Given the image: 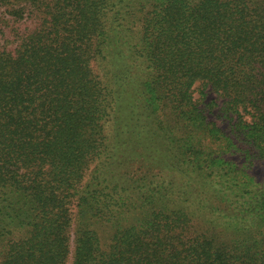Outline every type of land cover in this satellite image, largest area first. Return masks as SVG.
Returning <instances> with one entry per match:
<instances>
[{
	"label": "trees",
	"instance_id": "obj_1",
	"mask_svg": "<svg viewBox=\"0 0 264 264\" xmlns=\"http://www.w3.org/2000/svg\"><path fill=\"white\" fill-rule=\"evenodd\" d=\"M3 7L0 264H264V0Z\"/></svg>",
	"mask_w": 264,
	"mask_h": 264
},
{
	"label": "rangeland",
	"instance_id": "obj_2",
	"mask_svg": "<svg viewBox=\"0 0 264 264\" xmlns=\"http://www.w3.org/2000/svg\"><path fill=\"white\" fill-rule=\"evenodd\" d=\"M153 9L154 8H153L151 3H150V5L146 6V8L143 10V14L141 13L142 20H143L144 16L146 17V19L153 16V12H152ZM3 10H5L4 7L0 8V15H3V14H1V12ZM142 20H141V25H142ZM133 26L134 25L131 24L129 26V28L131 29ZM139 30H141V26H140ZM141 31H138V33L140 34ZM0 36H1V32H0ZM3 39L4 38L0 37V43L4 42ZM92 68L94 70V73L99 77L101 67H100V62L98 60L92 61ZM206 92H207V94L204 96L199 91H196L195 96L198 97L199 100L201 101V104H200L201 106L205 105L204 107H206V109H207L208 118L215 121L218 124V126H220L226 133H228V134L232 133L233 134L235 132V128H237L236 125H233L235 115L231 114V113L220 111V105L224 99L222 97H219L216 92L211 91L209 89H206ZM236 141H238V140L236 139ZM238 144L242 148L247 146L245 143H242L240 141ZM233 151H234V153L236 152L237 154L233 155L232 157L235 158V157L240 156L239 159L241 161L245 159V157H246L245 154L247 155V152H245L244 150H241L239 147L236 149H233ZM243 153H245V154H243ZM241 155H243V156H241ZM248 157H250V158L248 159V162L246 163V165H247L246 170L250 173V175L253 176L254 180L264 181V160L257 158V157H254V156L253 157L248 156ZM72 211L73 212L76 211V204L72 205Z\"/></svg>",
	"mask_w": 264,
	"mask_h": 264
}]
</instances>
